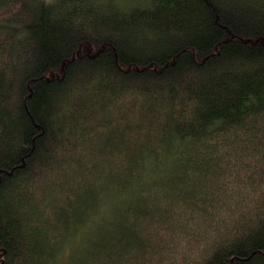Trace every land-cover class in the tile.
Here are the masks:
<instances>
[{"label":"trees","instance_id":"trees-1","mask_svg":"<svg viewBox=\"0 0 264 264\" xmlns=\"http://www.w3.org/2000/svg\"><path fill=\"white\" fill-rule=\"evenodd\" d=\"M0 264H264V0H0Z\"/></svg>","mask_w":264,"mask_h":264},{"label":"snow or ice","instance_id":"snow-or-ice-1","mask_svg":"<svg viewBox=\"0 0 264 264\" xmlns=\"http://www.w3.org/2000/svg\"><path fill=\"white\" fill-rule=\"evenodd\" d=\"M109 209L105 206H97L90 218H85L84 220L81 221L80 223V228L81 230H87L89 227H91V224L94 220L101 218L104 216Z\"/></svg>","mask_w":264,"mask_h":264},{"label":"rangeland","instance_id":"rangeland-1","mask_svg":"<svg viewBox=\"0 0 264 264\" xmlns=\"http://www.w3.org/2000/svg\"><path fill=\"white\" fill-rule=\"evenodd\" d=\"M85 47L89 48V45L88 46H85Z\"/></svg>","mask_w":264,"mask_h":264}]
</instances>
